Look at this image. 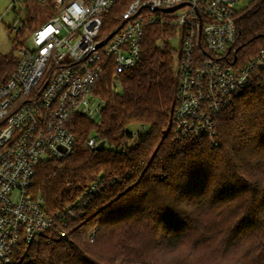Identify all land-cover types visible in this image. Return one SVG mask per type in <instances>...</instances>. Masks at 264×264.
Returning <instances> with one entry per match:
<instances>
[{"label":"trees","instance_id":"1","mask_svg":"<svg viewBox=\"0 0 264 264\" xmlns=\"http://www.w3.org/2000/svg\"><path fill=\"white\" fill-rule=\"evenodd\" d=\"M130 1L119 0L115 14ZM255 3L239 11L235 66L264 46V0ZM34 21L29 13L27 26ZM171 34L150 27L141 59L118 75L121 90L113 70L99 83L100 122L77 115L74 152L38 166L31 192L48 213L66 214L68 236L22 242L12 264H264V68L216 119V142L184 136L175 49L158 44ZM17 61L0 53L1 81ZM94 134L104 149L86 145Z\"/></svg>","mask_w":264,"mask_h":264},{"label":"built area","instance_id":"2","mask_svg":"<svg viewBox=\"0 0 264 264\" xmlns=\"http://www.w3.org/2000/svg\"><path fill=\"white\" fill-rule=\"evenodd\" d=\"M239 2L131 0L118 16L119 0H52L56 13L31 30L30 44L18 48L15 70L0 80V264H12L22 242L45 232L68 236L66 214L48 213L43 198L31 192L37 168L74 152L73 119L91 118L93 102L102 114L99 83L110 70L119 81L120 73L137 65L150 27L172 32L158 44L170 43L177 55L179 132L216 142V119L264 68V46L243 64L228 63ZM19 21L17 31L26 23ZM172 37L179 38V47ZM100 141L94 134L86 145L97 148ZM82 206L78 201L74 208Z\"/></svg>","mask_w":264,"mask_h":264},{"label":"rangeland","instance_id":"3","mask_svg":"<svg viewBox=\"0 0 264 264\" xmlns=\"http://www.w3.org/2000/svg\"><path fill=\"white\" fill-rule=\"evenodd\" d=\"M259 1V0H258ZM257 0H240L237 5L239 10H244L248 7L254 6L258 2ZM36 11L33 13V6L31 0H0V53L3 55H11L17 57L18 48L21 44H30V32L31 28L27 26V18L29 13H32L37 18V23L34 21L35 26L42 25L46 23L52 15L56 13V8L49 3L36 2ZM24 20L26 23L24 24L25 33L21 34V31H17L15 27L20 24L19 20ZM24 35V36H23ZM26 39L25 41L23 39ZM23 41V42H22ZM179 38L172 37L171 42L173 46L179 47L178 45ZM176 54V52H175ZM176 58L174 66H176ZM115 85L118 86V90H121V85L118 80H115ZM98 102H93L91 104L92 116L91 120L95 122H100L102 115L100 114V109ZM105 102H101L102 108L104 107ZM133 130H137L139 126H131ZM239 250V249H238ZM236 251L234 256H239L241 251ZM235 261V257H232Z\"/></svg>","mask_w":264,"mask_h":264},{"label":"water","instance_id":"4","mask_svg":"<svg viewBox=\"0 0 264 264\" xmlns=\"http://www.w3.org/2000/svg\"><path fill=\"white\" fill-rule=\"evenodd\" d=\"M184 4H180V5H178V6H175V7H172V8H168V9H165V11H168V12H170V11H174L175 9H177L178 7H181V6H183ZM105 42V41H104ZM103 42V43H104ZM105 145H106V141L105 140H101L100 141V143L98 144V146H97V148L98 149H104L105 148Z\"/></svg>","mask_w":264,"mask_h":264}]
</instances>
